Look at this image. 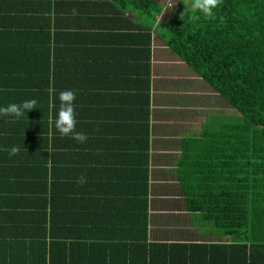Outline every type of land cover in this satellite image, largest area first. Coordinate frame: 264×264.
<instances>
[{"label": "crops", "instance_id": "1", "mask_svg": "<svg viewBox=\"0 0 264 264\" xmlns=\"http://www.w3.org/2000/svg\"><path fill=\"white\" fill-rule=\"evenodd\" d=\"M104 3L0 0V107L37 101L19 120L0 118V241L41 214L51 182L55 206L75 210L77 235L86 239L94 230H133L145 215L151 233L170 231L175 224L158 216L189 215L179 164L188 168L187 183L189 151L209 155L208 134L223 117L239 115L159 34L138 30V15L114 19ZM68 89L91 118L77 119L86 143L61 137L49 123ZM223 106L235 114H218ZM13 146L20 151L10 156Z\"/></svg>", "mask_w": 264, "mask_h": 264}, {"label": "trees", "instance_id": "2", "mask_svg": "<svg viewBox=\"0 0 264 264\" xmlns=\"http://www.w3.org/2000/svg\"><path fill=\"white\" fill-rule=\"evenodd\" d=\"M105 1L114 19L138 15V30L159 34L240 114L223 117L215 132L208 131L207 147L214 146L209 155L189 151L187 183L188 168L179 164L189 215L158 216L165 225L175 224L170 231L151 233L145 215L133 230H94L86 239L77 235L75 210L63 214L55 206L51 182L41 214L0 241V264H264V0H220L213 17L178 15V23L164 15L168 6L161 0ZM184 2L190 11L191 0ZM76 113L78 120L91 119L85 108ZM181 209L176 203L174 211Z\"/></svg>", "mask_w": 264, "mask_h": 264}, {"label": "clouds", "instance_id": "3", "mask_svg": "<svg viewBox=\"0 0 264 264\" xmlns=\"http://www.w3.org/2000/svg\"><path fill=\"white\" fill-rule=\"evenodd\" d=\"M182 2L185 4L184 0ZM220 4V0H191L190 11H187L189 5L185 4L186 14H197L202 13L205 17H213L214 10ZM174 3L170 6L173 8ZM182 14V13H181ZM189 16V17H190ZM60 101V109L54 120H50L49 123L52 125L61 137H70L80 143H86L88 141V136L82 132L77 131V113H76V92L74 90L68 89L61 91L58 95ZM37 101L35 99L25 100L20 104H10L6 107H0V118L10 117L15 120H19L25 116L30 110L36 109ZM20 149L17 146H13L10 151V156H15L19 153ZM86 178L81 176L78 183L85 184Z\"/></svg>", "mask_w": 264, "mask_h": 264}, {"label": "rangeland", "instance_id": "4", "mask_svg": "<svg viewBox=\"0 0 264 264\" xmlns=\"http://www.w3.org/2000/svg\"><path fill=\"white\" fill-rule=\"evenodd\" d=\"M162 2H164L165 3V5L166 6H168L167 7V10L165 11V13L166 14H164L165 16H167V18L169 19V20H172V21H174V22H176V23H178L179 22V20H178V15H183L184 16V12H185V10H183V8L181 7V3H182V0H161ZM174 3V6H173V8L171 9V5ZM182 13V14H181ZM186 17H188L189 18V14H186L185 15ZM195 78V77H194ZM185 81H187V80H191V77H187V76H185L184 78H183ZM194 80V79H193ZM231 112H232V114H235V110L234 109H230L229 110V108H227V107H225V106H223L222 107V111L220 112V113H218V114H231ZM240 114V113H239ZM192 228V227H191ZM196 229H197V227H195Z\"/></svg>", "mask_w": 264, "mask_h": 264}]
</instances>
